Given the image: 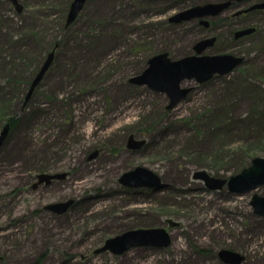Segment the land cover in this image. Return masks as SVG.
I'll list each match as a JSON object with an SVG mask.
<instances>
[{
  "label": "rangeland",
  "instance_id": "obj_1",
  "mask_svg": "<svg viewBox=\"0 0 264 264\" xmlns=\"http://www.w3.org/2000/svg\"><path fill=\"white\" fill-rule=\"evenodd\" d=\"M69 1L19 0V13L0 0V132L11 124L0 149V264H226L223 249L243 255L241 264H264V216L250 204L264 186L238 195L195 178L205 171L227 180L264 158V12L224 13L207 28L169 19L220 0H89L67 26ZM244 25L256 30L235 39ZM209 37L217 42L203 55L244 61L205 83L184 81L191 91L175 108L167 94L130 82L151 57L195 55ZM131 136L144 144L128 147ZM137 167L164 185H122ZM52 170L70 177L35 190L37 175ZM67 198L75 203L66 215L46 209ZM157 227L170 232L168 248L95 254L109 238Z\"/></svg>",
  "mask_w": 264,
  "mask_h": 264
},
{
  "label": "water",
  "instance_id": "obj_2",
  "mask_svg": "<svg viewBox=\"0 0 264 264\" xmlns=\"http://www.w3.org/2000/svg\"><path fill=\"white\" fill-rule=\"evenodd\" d=\"M7 1L11 2L19 13L23 11L24 7L19 0ZM88 1L89 0H73L71 2L67 14V26L75 23ZM232 1L235 0H220L218 3L196 5L175 14L169 20L174 23H182L200 19L203 25L208 26L209 22L207 18L222 14ZM255 9L264 10V2L254 5L244 12ZM241 13L243 12L237 14L239 15ZM254 31L255 28L242 29L236 33L235 38L238 39L250 35ZM215 41V37L199 41L194 47V51L196 52L195 55L178 60H173L168 53L157 54L149 59L148 66L142 74L132 78L130 82L140 86H148L159 93L167 94L170 99L168 109H173L185 99L191 91V89L181 86L184 81L195 80L197 83H205L215 75L221 76L231 73L236 67L243 63V57H238L233 54L203 55L202 53L206 49L212 47ZM57 46L58 44L55 49L48 54L46 60L33 79L26 100L31 98L36 87L41 83L54 63ZM10 131L11 124L7 123L0 132V149L9 137ZM143 144V141L137 142L134 140L133 136H131L128 147L140 148ZM97 155L98 151L93 153L90 158ZM57 176L65 177L66 174L52 176L47 173H41L37 175V182L33 185V188L37 189L39 185L49 183L52 178ZM195 178L205 181L207 187L211 190H220L226 185L230 192L238 195H245L264 186V158H254L249 167L244 168L239 174L231 176L227 180L211 177L205 171L197 172ZM120 183L132 189H158L164 185L161 177L146 167H137L134 171L125 173L120 178ZM74 203V199H68L66 201L50 204L46 209L55 214H63L72 208ZM250 204L255 214L264 216V196L254 194ZM170 225L173 227L178 226V224L173 221H170ZM171 244L172 237L166 228L135 229L107 239L103 247L96 250L95 254L110 252L114 255H122L138 247L168 248ZM219 256L226 264H241L245 260V257L240 253L226 249L221 250Z\"/></svg>",
  "mask_w": 264,
  "mask_h": 264
},
{
  "label": "flooded vegetation",
  "instance_id": "obj_3",
  "mask_svg": "<svg viewBox=\"0 0 264 264\" xmlns=\"http://www.w3.org/2000/svg\"><path fill=\"white\" fill-rule=\"evenodd\" d=\"M263 2H264V0H243V1H237V0H235V1H232L231 2V4L229 5V7L222 14L227 13L228 16H229V18H231V19L232 18H247L249 15H251L253 13H256V12L262 13V12H264V10H262V9H255V10H252V11H249V12H244L245 10L251 8L252 6H254L256 4L263 3ZM239 12H243V13H241V14L238 15L237 13H239ZM220 15H218V16H220ZM218 16H216V17H218ZM216 17H210V18H216ZM208 22H209V25L208 26H205L204 25L207 28H209L211 26V24H212V23H210V21H208ZM201 24L202 23H201V20H200V25ZM248 27H249L248 25H244V26L239 27L238 30L246 29ZM238 30L237 29H233L232 30V33H234L236 35V33L238 32ZM247 36H249V35H247ZM243 37H245V36H243ZM238 39H240V38H238ZM46 173H49L52 176L61 175V174H66V176L65 177H63V176L54 177V178H52L50 180L49 183H46L45 185L44 184L39 185L37 189H39L40 187H43V186H45L48 189H54L56 187L55 185H57L59 183H66L67 182V179L70 177V172H68V171L65 172V171H62V170H58V171H53L52 170V171H49V172H46ZM35 180H37V178ZM66 200H68V198L65 199L64 201H66ZM50 212L53 213L52 211H50ZM67 213L68 212H65L63 214H55V213H53V214L54 215H58V216H64Z\"/></svg>",
  "mask_w": 264,
  "mask_h": 264
},
{
  "label": "trees",
  "instance_id": "obj_4",
  "mask_svg": "<svg viewBox=\"0 0 264 264\" xmlns=\"http://www.w3.org/2000/svg\"><path fill=\"white\" fill-rule=\"evenodd\" d=\"M68 6L71 5V1H69V3L67 4Z\"/></svg>",
  "mask_w": 264,
  "mask_h": 264
},
{
  "label": "bare ground",
  "instance_id": "obj_5",
  "mask_svg": "<svg viewBox=\"0 0 264 264\" xmlns=\"http://www.w3.org/2000/svg\"><path fill=\"white\" fill-rule=\"evenodd\" d=\"M258 190V189H257ZM254 191H256V190H254ZM253 192V191H252ZM251 193V192H250ZM253 196V195H252ZM69 199H71V198H69Z\"/></svg>",
  "mask_w": 264,
  "mask_h": 264
}]
</instances>
